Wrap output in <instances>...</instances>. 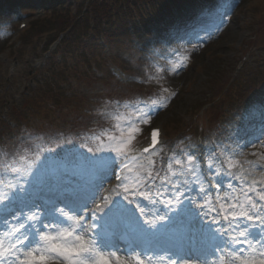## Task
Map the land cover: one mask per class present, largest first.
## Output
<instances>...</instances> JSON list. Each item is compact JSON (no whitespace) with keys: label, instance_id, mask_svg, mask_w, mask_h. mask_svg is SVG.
Returning <instances> with one entry per match:
<instances>
[{"label":"rangeland","instance_id":"374dc122","mask_svg":"<svg viewBox=\"0 0 264 264\" xmlns=\"http://www.w3.org/2000/svg\"><path fill=\"white\" fill-rule=\"evenodd\" d=\"M45 3L42 20L30 6L0 3V264L48 261L49 247L73 253L68 264L102 261L80 252L86 243L75 236L77 212L62 205L48 212L43 201L78 186L92 194L110 188L113 162L155 124L164 128L166 148L128 170L107 214L140 222L150 235H195L212 207L193 152L203 138L223 207L214 228L234 246L231 264H264V0H214L202 18L209 24L200 28L190 12L179 33L172 11L159 22L140 10L145 16L128 17L118 45L102 32L94 38V56L79 43L64 45L66 33L47 51L55 35L47 18L63 20L86 5ZM107 4L109 12L125 5ZM87 18L85 37L95 20ZM23 19L29 25L14 39ZM35 20L46 32L24 42ZM220 154L225 161H217ZM22 202L41 229L55 228V241L21 230ZM81 219L84 229L83 212ZM30 242L44 244L42 258L26 251Z\"/></svg>","mask_w":264,"mask_h":264},{"label":"trees","instance_id":"16d2710c","mask_svg":"<svg viewBox=\"0 0 264 264\" xmlns=\"http://www.w3.org/2000/svg\"><path fill=\"white\" fill-rule=\"evenodd\" d=\"M89 2H95V8L98 10V8H101V14L96 15L97 18V26L99 27V31L105 33L106 35H110L109 37L113 36L112 42L115 45L119 44L118 38H122L125 34H127V20L128 17H134L135 15H130L133 12H136V18H141L142 15L138 11V7L136 8V5L138 4L139 7L143 6V4L146 2L145 0H123L125 2V5L116 6L114 10V14L111 16H106V13H108L107 9L103 8V4L99 3L100 1L97 0H87ZM118 2V1H117ZM161 5H166L164 0H159ZM118 4V3H116ZM135 5V9H130L129 6ZM129 8H128V7ZM95 8L93 9L95 11ZM84 15V14H83ZM113 18V19H112ZM137 18V19H138ZM76 21L79 23V21L83 20V17L81 14H77L74 18L67 17L66 20L60 22V21H54V19H47V22L51 24L54 28V31L57 29H62L68 27V21ZM84 21V20H83ZM40 28L39 33H42L44 30L43 24H35L32 26L29 31L26 34V38H32L35 35L38 34L37 30ZM68 36L65 40V45L74 46L76 43H79L80 45H83L85 47H88V49L92 52V54H95L96 46L94 44V38L93 37H81L82 29L80 25H73L72 27H68ZM114 30V35L111 34V31ZM109 33V34H108ZM81 35V36H80ZM67 47V46H66Z\"/></svg>","mask_w":264,"mask_h":264},{"label":"bare ground","instance_id":"6f19581e","mask_svg":"<svg viewBox=\"0 0 264 264\" xmlns=\"http://www.w3.org/2000/svg\"><path fill=\"white\" fill-rule=\"evenodd\" d=\"M82 210L78 211L76 213V216L74 218V221L76 219V223L77 226H74L76 228V232H75V236L77 238H79L80 240H86L85 239V236H84V229L82 227V219H81V212ZM79 225V226H78ZM65 229V228H64ZM56 231L55 228H48L46 230H43V232L41 233H48V238L52 241H55V232H52V231ZM31 244V243H30ZM27 252L29 251L34 257L36 258H42L44 256V252L40 249V248H44V244H39L37 242L35 243H32V245H29L27 246ZM40 247V248H39ZM39 248V249H37ZM100 254H103V253H100ZM30 255V254H28ZM105 259L107 261L108 264H120V257L117 253H111L109 255H105ZM58 264H61V263H58ZM189 264H207L206 261L202 260V259H198V261H190Z\"/></svg>","mask_w":264,"mask_h":264}]
</instances>
